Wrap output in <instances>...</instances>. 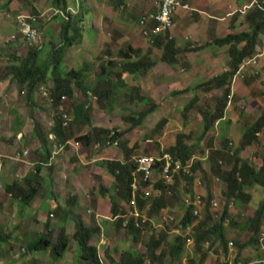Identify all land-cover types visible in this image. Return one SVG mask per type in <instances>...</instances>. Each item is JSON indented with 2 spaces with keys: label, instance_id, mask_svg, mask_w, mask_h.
Listing matches in <instances>:
<instances>
[{
  "label": "rangeland",
  "instance_id": "rangeland-1",
  "mask_svg": "<svg viewBox=\"0 0 264 264\" xmlns=\"http://www.w3.org/2000/svg\"><path fill=\"white\" fill-rule=\"evenodd\" d=\"M11 1L13 2L11 3L12 6L10 5ZM217 1H222L221 8L209 5L204 8L208 14L223 16L226 19L223 18V20L218 21L208 18L212 22L207 25V23L198 22V10L203 7V0H181V4L186 3L187 6L186 8H179L174 16L172 35L177 40V47L175 48L178 51L175 57L176 65L166 66L162 60L163 48L157 49L146 43L139 27V20L148 13L146 11L152 6L153 0H67V6L76 11L72 15L78 14L82 17L79 29H75L77 26L76 17L75 22L71 24L69 30L67 29V34H63L67 21L55 16L54 10L48 7V0H0L1 7L4 8L0 9V154L3 155L0 159L6 164L1 168L0 181L22 180L21 178L33 168L30 160L34 164L41 161L42 155L37 152L41 148V141L33 133L35 126H42L43 124L46 126L53 119L58 120V114L61 112H65L71 120L74 117L76 106L85 103L84 120L90 122L72 123L68 129V138H74L76 141V135L82 133L84 129L91 136L95 135L99 129L114 131L120 134V138L118 146L110 149L117 151H110L108 156L117 160L125 157L122 149V144L125 141H130L131 147L137 145L135 156L150 152L158 156L163 152L169 153V150L175 145L176 136L182 133L185 136L183 142L190 146V154L197 157L195 160H198L200 170L205 175L204 179L200 171L196 174L195 178L199 182L198 185L209 183L210 188L215 185L224 192L222 178L216 179L211 173L209 165L211 163L207 159L202 161L198 158L202 157L203 151H209L211 155L219 152V146L223 141H227V150L239 146L242 142L243 133L249 130L261 116H264V27L258 31L255 27V24L260 21L258 11L264 12L262 10V8L264 9V0ZM255 1L258 2L257 5L255 4L245 13L241 12L244 6ZM106 4L110 5L111 8L114 7L112 9H116V12L107 11L106 13ZM96 5L99 8H96ZM68 7L67 10L71 11ZM85 9H88V12ZM20 12L32 14L40 22L42 53L36 58L33 54L31 57L29 56L33 49L22 43L18 35H16V43L6 42V39L15 31L13 17ZM111 16L117 17L119 23L114 24L112 29L109 26L108 29L104 30L106 35L101 36L98 32L101 30L98 21L103 19L108 22ZM188 20L191 21L192 27H196V31L192 28L195 32V39L204 42L203 39L205 38V41H209L208 44L204 42L202 45H196L197 42H194V45L189 46L192 41L183 36L184 28L189 25L187 24ZM221 22L223 23L217 27ZM202 27H205V32ZM215 27L218 29L214 30ZM113 28H115L114 31ZM76 31L80 32L81 38L75 41L72 46L66 47L61 52L62 54H57L56 49L65 44L66 38L75 36ZM254 32L257 33L255 37L253 36L255 47L251 54L245 58V61L249 62L256 59V63L243 64L244 68L240 65L236 73V81L233 82V77L230 85L228 84L221 89L206 91L208 80L219 77L230 70L232 59L230 51L233 46H235L234 49L240 50L248 45V38L241 42H238L236 38L234 42L223 45L219 43L220 40H225L230 36L238 37L242 33L251 37ZM121 36L125 38L120 39ZM188 41L191 42L188 43ZM132 46L142 49L143 54L152 51L149 53L150 58L157 60L158 63L150 69L148 68L147 71L142 70L138 75L126 76L124 78L125 84H122L119 74L122 70L121 63L123 64L124 61L119 57L118 52L119 50L126 51ZM26 59L33 61V64L34 60H37L38 65L46 68L39 70L34 65L38 72H46V74L44 81L38 82L32 89L28 81L22 82L21 77L24 74L19 73ZM58 62H61L59 67L56 66ZM11 65H15L14 69H11ZM56 67L58 68L56 69ZM240 69L243 71L238 74ZM12 72L18 76L16 77ZM76 72L81 74L76 76ZM58 78H64L73 89L72 96L63 98L60 105L53 97L56 89L55 81ZM81 79H84V86L90 90L87 95L80 87V83L83 81ZM107 79H110L109 83H107ZM117 82L119 87L115 89L113 84ZM98 87L100 89L110 88L115 92L99 101L94 93ZM226 90H229L230 99ZM195 97L198 98L196 103L190 109L185 110V107ZM142 98H146L147 101H142ZM225 101L227 104L223 109V119L227 125L234 124L230 128L231 130L226 135L225 128L221 127L218 121L214 122V127L212 126L204 137H200L204 126L202 121L204 114L206 112L215 113L216 109ZM43 130L42 134H45L47 129ZM20 131L21 134H18ZM100 138L102 137L100 136ZM255 138L256 140L252 144L243 148L242 154L248 158L250 166L258 169L264 158V128L256 134ZM89 144L92 145L79 146L75 144L73 147L70 145L65 147L60 155L62 158L60 167L62 177L51 171L53 168L44 167L46 168L44 171L50 180L39 178L38 198L32 199L34 207L43 197H46L44 201L47 199L48 201L44 203L45 208L58 209L57 196L63 193L64 200L66 194L70 195L72 191L73 182L66 181L65 178V175H75L72 171V164H76L77 173L81 175L80 178L84 182L85 187H80L79 191L87 192L89 190L90 193H94L98 189V186L92 188L91 181H89L93 179L91 178L93 174L90 172L92 165L86 162H84L85 165L82 164L79 158L87 157L90 160L92 157L101 154L104 148L102 144L99 148L98 142ZM25 150L29 151V155L21 160L28 162V165L22 161L10 159L19 153H23V151L25 152ZM227 150L223 149V151ZM82 154H87V156H82ZM218 154L227 155V153L221 152ZM220 157L222 156L220 155ZM56 178H61L62 189L60 192L57 191V195L56 190L51 192V187L55 188L54 180ZM95 179L98 184L101 182L99 177ZM114 182L115 178L110 177L107 178L106 184H112L111 187H114ZM247 186L245 183L244 188ZM187 189V182L179 178L173 195H165L170 202L169 208L161 211L148 223L141 240L143 248L139 252L143 251L145 243L152 234L166 230L171 231L175 223L179 224L184 214L182 202ZM256 193L260 196H257ZM152 194L154 195L153 192ZM261 195L262 190L258 185H254V190L251 192L252 206L238 205L236 208L238 221L235 220L236 224L229 225L224 229L228 238L238 239L240 242L247 241L250 232L242 229L240 225L247 223L249 217L254 214V210L258 208L257 200ZM68 198L71 199V196ZM260 200H258V204ZM34 207L30 205L26 210L20 207L21 223L23 224L13 231V234L18 235L23 231L28 232V235H24L26 241L35 239V236H38L42 231H40L41 227L40 222L37 221V216H33ZM1 211L4 213V210ZM48 214H46V221L52 229L53 241L57 240L63 223L69 235H72L76 229L74 216L66 222L64 220L67 218H65L66 214L64 213L63 216L56 212L55 214L52 213V216ZM106 214L108 215L110 212H103L102 217ZM169 217L174 219L171 224H167L170 221ZM60 218H62V222L59 221ZM4 222L5 217H0V225ZM93 222L95 223L94 219ZM262 224H264V220H262ZM175 226L177 227V225ZM104 229L108 238L106 242L110 241L111 244L122 243L127 238L126 233L117 231L108 225H104ZM173 235L174 233L169 235L170 240L174 237ZM14 239V242L10 241L3 244L2 249L4 250L11 245L13 247L7 253L9 257L13 256L15 246H19V251L21 250L23 240L18 242ZM214 244L207 247V244L203 243L204 251L208 252L203 264H223L225 260L229 262L236 259L239 261L264 259V250L262 247L260 248V245L251 250L248 247L240 251L234 248L225 255L219 242ZM127 245L128 243L123 244L122 249L126 250L124 247ZM169 245L170 241L166 243L164 249L168 250ZM48 250L50 251L48 252ZM200 255L201 253L194 247H187L184 256H181L177 261L171 260L166 255L163 262L166 264H192L199 259ZM5 257L6 255L1 258ZM41 259L43 264H66L60 260L58 263L51 247L43 250ZM7 261H9L8 257L6 258ZM254 264H264V262L256 261Z\"/></svg>",
  "mask_w": 264,
  "mask_h": 264
},
{
  "label": "clouds",
  "instance_id": "clouds-1",
  "mask_svg": "<svg viewBox=\"0 0 264 264\" xmlns=\"http://www.w3.org/2000/svg\"><path fill=\"white\" fill-rule=\"evenodd\" d=\"M163 1L164 0H153L154 2L153 11L148 12L147 14L142 16L141 19L139 20V27L141 29V33L143 37L146 40L145 42L150 44L151 46H153L159 38H164L163 40L165 42H167L168 40H174V37L172 36L173 28H174V16L176 15V12L179 8H184V7L186 8L187 6L186 3L181 4V0H176L178 4L175 5L172 14L171 26L165 29H160L161 23L152 19L151 15H157L160 13V4ZM252 3L244 6L241 12L243 13L247 12V10H249L255 4L257 5L258 2L255 1L254 5H252ZM246 7L247 9H245ZM0 9H4V8L0 6ZM51 9L54 10V13H56L55 16L60 17L61 19H64L66 21L69 20V15L67 14V12L71 15L73 13L72 10L71 11L67 10V12H64L61 9L53 8L52 6ZM262 10L264 9L262 8ZM72 16H76V15H72ZM144 19H145V24H142V21ZM13 21L15 24L14 26L15 31L6 39V42L16 43V35H18L21 42L26 44L28 48L33 49L32 51L35 50L39 51V54L37 55L39 56L42 53L41 52L42 37H41V29H40L41 26H40V22L38 21V18L32 14H24L20 12L16 14L15 17H13ZM69 38H71V36H69ZM61 47H63V45ZM59 48H57L56 50H58ZM245 60L246 59H244V61L241 63L242 68H244V65L246 64L256 63V59L250 60L249 62H246ZM242 71L243 70L240 69L238 74H241ZM236 73L233 76L234 77L233 82L236 81L237 78ZM66 97L67 96H63L61 100ZM230 97L231 95L228 96L229 99ZM61 100L59 101V105L61 104ZM81 104L85 105V103H81ZM225 104H227L226 101ZM58 115H59L58 120L53 119L52 121L47 123L46 126L45 124L39 126L40 127L38 130L39 132L42 131L43 133L44 131L43 129L45 128L47 129V132L44 135L48 137L47 149L45 150V148L43 147V143L40 142L41 148L37 150V152L42 155L41 161L34 164V162L30 160V163L31 165H33V168L29 173H27V175L21 178L22 180L16 179L12 182L0 181V217H5V222L0 225V263L1 264H43V261L41 259L43 250L47 248L49 249V247H51V250L55 255L56 259L58 260V263L60 260L66 262V264L69 263L70 264H124L128 258L130 259L132 258L134 259V261L140 259L141 262L138 260L140 264H166L163 262L166 255H168L171 260L177 261L179 258H181V256H184L185 248L194 247L195 249H197V251L201 253V255L199 259L193 262L192 264H197L200 261H202L203 264L208 254V252L204 251L203 243H206L207 244L206 246L209 247L215 245L214 243L216 242L211 244L210 243L211 240L207 239L205 241H202V243H200L198 247L195 242L196 225L198 224V222H202V226H204L203 221H205L207 214H209V220L207 221L204 228H207L208 226H211L214 223H221L224 229L229 225L236 224V221H238V217H236L237 214L236 208L238 207V205L245 204L248 207H250L249 205L252 206L253 200H251L252 198L251 192L254 190V185H258V187L262 190V195L261 197H259V199L261 200L259 204H258L259 199L257 200L258 208H256L254 210V214L249 217L248 219L249 221L245 224L240 225L242 229L248 230L250 232V237L247 239V241L240 242L238 239L228 238L226 235L228 240L227 250H223L222 246L221 248L224 251L223 253L225 255L234 248L240 251L241 249L248 247V249L251 250V249H255L260 245V248L262 247V249L264 250V224H262V220H264V209L262 210L261 214L257 215L259 211H261V208L264 207V185L254 175V173L258 172V170L263 166V161H262V165L258 169L253 168L252 166H250L248 162V158L243 156L242 154L243 147L241 148L240 145L231 150H227L228 149V145H227V147L224 149L227 151H223L222 143L225 141L221 142L218 151L225 154L227 153V155H222V154L217 155V153L219 152L214 153L216 155L214 154L211 155L209 154V151L206 152L203 151L201 155L202 157L198 158V159H202V161H205L204 159H207L209 163H211L209 164L211 168V173L216 177V179H218V177L222 178L224 192L219 190V187H216L215 185L210 188L209 183L201 186L198 185L199 182H197L195 178L196 174L200 171L204 179H205V175L204 172L200 170L201 169L200 164L199 162H197L198 160H195V158L197 159L195 155H191L188 161L184 162L183 164L181 163L180 160L174 159V157H172L170 153H165V152L160 153L158 156H155V154L151 152L146 154H140L137 156L133 155V157L131 158V162H133L135 169L134 171H132L133 182L131 184L132 192H131L130 201H128V199H123L119 196V191H121V189L115 186V182L113 183L114 187H111L112 184L106 186L99 177V175L93 173H92L93 175H91V178L93 179L89 181H91L92 188L98 186V189H96L94 193H90L89 190L87 192L85 191L74 192V190L79 189L82 186L83 187L85 186L83 185L84 184L83 180L80 178L81 175L77 173V168L73 169L72 167V171L74 172L75 175L78 176L65 175V178L66 181H72L73 183L80 185L79 188H76L75 185L73 184V186L71 187L72 191L70 195L65 193L66 199L64 200H63L64 198L63 193L57 196L58 198L56 200L58 201V209L57 208L46 209L44 203L48 201V199L44 201L46 197H43V199H41L42 207L40 208V210H43L44 212L42 213V215H36L33 213L34 217L35 215L37 216L38 220L37 219L36 220L40 222V227H41L40 231L42 230L41 233H39L38 236H35V239L27 240V241L24 235L25 236L28 235V232L23 231L19 235L13 234V231L19 225L23 224L21 223L22 218L19 210L20 207H23L24 210H26V206L28 208L30 202H32V199L38 196L39 193L38 185L40 184L39 178L42 177L45 179H50L46 175L44 171L46 168L44 167L53 168L52 164H50L52 158L55 155L56 157L60 156L62 151L65 149L67 145H70V147L75 146V144L79 146L81 145L89 146L92 145L89 143L98 142V147L100 148L102 144L104 151L100 154V156H102L99 159L100 161L98 160L96 162H92L90 163V165H95L97 167L105 169L108 175L113 178L115 177L111 175L108 167L102 165V163L115 162V161L122 163L126 162V154L123 146L126 141L122 144V149L124 151L125 157L123 156V158L121 157L117 160H113L108 156L110 155V151H117L110 148L118 146V140L120 137L118 139L114 138V136L118 133L111 130L99 129L96 132V134L92 136L90 134H87V132L77 134L76 135L77 138L75 141L74 138H68L69 135L68 129L72 123L81 124L84 121H86L84 120L85 111L83 112V117H81V119L83 120L81 121L75 120V112H74V117L71 120L70 117L65 112H61ZM218 121L220 122L221 127L223 126L225 128V125L227 124V122H225V119H223L222 117L221 119L216 120L215 122ZM86 122L89 123L90 121H86ZM262 128H264V124L262 125ZM224 131L226 134L230 130L228 131L224 130ZM34 132L35 130L33 131V133ZM258 132L255 133L254 135L255 137ZM18 134H21V131ZM100 136L102 138H100ZM82 137H87V138L81 140L80 138ZM135 146L131 147L129 141L130 148H134ZM43 149L46 152L45 151L42 152ZM47 154L48 156L46 158ZM28 155H29V151L25 150V152L23 151V153H19L18 155H16V157H11L10 159H12L13 161H22L25 165H28L29 164L28 162H26L25 160H21L23 159V157L24 158L28 157ZM204 155L205 158H203ZM220 155L222 157H220ZM1 156L3 157L2 154ZM149 157L152 158L154 162L151 164L149 170L145 172V170L140 169L139 160L147 159ZM93 158H91L88 161H91ZM0 160L2 161V167H3L4 161L2 159ZM51 171L54 170L52 169ZM232 171H234L235 174L234 177L236 178L235 180L236 184L234 183L235 186L237 187V184L241 183V186H239L240 188L239 191L238 190H235L234 192L230 191L229 186H231V184L227 182V176ZM248 171L252 172V174L251 173L246 174ZM240 172H243V177L242 175H240ZM96 177L100 178L101 182L99 184L98 181L95 179ZM179 178L184 179L185 182H187V186H188V189L185 191L186 195L183 198V202H182L183 204L182 206L184 208V214L181 217L179 224L175 223L174 228H172L171 231L164 229L166 230L165 232L160 231L157 234H152L145 243L143 251L139 252L143 248L141 240L142 237L144 236L145 228L148 226V223L151 222L152 219L156 215H158L161 211L167 210L169 208L168 205V207L162 209L157 214L151 211L152 204L162 194V190L157 187V184H163L166 188L165 190L166 194L172 196ZM243 178H245V180H243ZM245 183H247L248 185L246 188H244ZM100 184H104L105 187L109 189V191L106 193L107 194L106 196H102L100 194L99 191ZM60 190H62L61 186H60ZM152 192L154 193V195L152 194ZM91 194L92 197L94 194H98L99 196L106 198L110 202V209L107 211L110 212V214L108 215L106 214L104 217H102V214H100L97 216L98 220H96L95 214L91 211V208L89 207L88 203L85 202L84 200H81L82 196H86L90 198ZM256 194L257 196H260L258 193ZM56 195H57V190H56ZM69 196H71V199L68 198ZM111 196L112 197L115 196L117 203L119 205L117 213H114L112 211ZM253 197L255 198V196ZM139 199L145 202L142 208L139 207L140 206L138 204ZM77 205H79V208L83 210V214L80 213V209L76 207ZM75 208L76 211H74ZM189 208L191 209V213L195 218L191 223L187 224L186 227H183L181 225V220L185 215V210ZM1 210H4V213ZM212 210H214V212H212ZM49 211L50 213L48 214ZM55 212L62 214V216L63 213L66 214L65 218H67V220H64L66 222L70 220L72 216H74V219H76L74 222L76 229L73 231L72 235H69V233L66 230V227L64 226V223L61 224L62 228H60L59 230L57 240L53 241L52 229L50 227V224L46 221L47 218L46 214L52 216V213L55 214ZM76 215H80V216L76 217ZM254 216H257L259 218L258 231L247 228V225L249 224L250 220L255 219ZM214 217L217 218L215 219ZM169 218L170 221L167 224L173 223L174 219L171 217ZM61 219L62 218L59 219L60 222H62ZM93 219L95 220V223L93 222ZM78 222L82 223L87 228H91L92 230L87 240V247H88L87 250H82L77 241L76 234L79 230ZM104 225H108L111 228L113 227L117 231H122L126 233L127 234L126 240L123 241L122 243L117 242V244L115 245L114 243L111 244L110 241L106 242L108 238L106 237ZM175 225H177V227ZM131 227L133 228V230H137V233L132 232L131 231L132 229L130 230ZM238 230L242 232V230L240 229ZM173 233H174L173 235L174 237L170 240L169 235ZM30 234L34 236V234H32L31 232ZM62 235H65L68 241L65 249L61 248V244H59ZM161 237L163 239H161ZM177 237H180L183 241V253L178 258L174 259L171 256L170 250H171V245L174 242V239ZM13 239L17 240L18 242L23 240V242L21 243L22 244L21 250L19 251V246H15L13 256L9 257L7 253L10 252L11 249H13V247H11L12 245L10 246L11 248L9 247L6 250L2 248L4 243L6 242L8 243L10 241L14 242ZM153 240H159L160 245L154 250V253L152 254L151 251H149L148 247L152 244ZM168 241H170L169 249L165 250L164 248H166L165 245ZM30 243L36 245L35 249L33 250L28 249V244ZM125 243H128V245L124 247L126 248V250L122 249V246ZM49 251L50 250H48V252ZM5 255H6L5 258H1L2 256ZM7 257L9 258V261L6 262ZM256 261L264 262V259L258 258L257 260L254 259L248 261H239L238 259H236L234 261H229V262L225 260L223 264H254Z\"/></svg>",
  "mask_w": 264,
  "mask_h": 264
},
{
  "label": "trees",
  "instance_id": "trees-1",
  "mask_svg": "<svg viewBox=\"0 0 264 264\" xmlns=\"http://www.w3.org/2000/svg\"><path fill=\"white\" fill-rule=\"evenodd\" d=\"M50 1H51V6L53 8L61 9L64 12H67V7H68L67 6L68 5L67 0H50ZM85 11L88 12V9H85ZM67 14L69 15V20L67 22H65L63 34H67V29L69 30V28L71 27V24H73L75 22L76 17H77L76 18L77 26H75V29H77V28L79 29V25L82 22V17L80 15L77 14L76 16H72L68 12H67ZM258 16L260 18V21L255 24L256 31H258L260 28L264 27V12L258 11ZM76 32L77 33L75 36L65 39L66 42L63 45V47L56 50L57 54H62L61 52L64 49H66V47L72 46L75 43V41H78L81 38L80 32H78V31H76ZM256 34L257 33L254 32V34L251 37L250 36L248 37V35L242 33L238 37L230 36V37H227L225 40H222V41L220 40L219 43L223 45L225 43L234 42V40H236V38L238 39V42L244 41L246 38H248V45H247V47L246 46L242 47L240 50L234 49L235 46H233V48L230 51V54L232 56L230 70L225 72L224 74H222L219 77H215V78L208 80V82H207L208 86L206 87V91H211L213 89H221V88H223V87H225L231 83L232 77L238 71L241 63L254 50L255 43H254L253 39L256 36ZM163 39L164 38H159L153 46L157 49L163 48L162 60L168 65H174V63L176 62L175 55L178 52L174 48V40H168L167 42H165ZM149 53H152V52H147L146 54H143L142 49H140V48L135 49L133 47H129L126 51L119 50L118 55L124 61L123 64L121 63L122 70H121V74H119V77L121 78L122 84H125L124 78L126 76L131 75V74L138 75L142 70L147 71L152 66H154L156 64V61H154L150 58ZM32 54L36 58L37 55L39 54V51H37V50L32 51L31 54H29V56L31 57ZM134 58H136V59L134 60ZM60 64H61V62H58L56 64V66L58 65V67H59ZM14 67H15V65H11V69H14ZM58 67H56V69ZM35 68L39 69V70L46 69V68H42L40 65H38L37 60H34V64H33V61L26 59L21 66V69H20L21 71H19V73H22V75L24 74L21 77L22 82L28 81L31 89L38 82L44 81L45 74H46V72H38ZM12 73H14V75L16 77L18 76V74H16L15 72H12ZM80 74L81 73H79V72L75 73L76 76L80 75ZM29 79H31V80L29 81ZM122 79H123V81H122ZM81 80H83V81H82V83H80V87L84 90V92L87 95L88 91H90V90H88L86 88V86H84V79H81ZM109 81H110V79L108 80L107 83H109ZM55 87H56V89H55V93H53L54 94L53 97H54V100L56 102H59L63 96H72V94H73V89L66 82V80L64 78L56 79ZM118 87H119L118 82L113 84V88L117 89ZM226 91H227V96H228L229 90H226ZM114 92H115V90L113 91L110 88L100 89L98 87L94 90V93L98 97L99 101L103 100L105 97H109L110 94H113ZM197 99L198 98L195 97L193 99V101L188 106L185 107V110L190 109L191 106H193L196 103ZM142 101L145 102V101H147V99L142 98ZM224 106H225V103H222V105L216 109L215 113L206 112L204 114V117H202V121L204 123V126H203V130L201 132L200 137H204L205 134L208 132V130L210 128H212L214 122L223 117ZM85 107L86 106L81 104V103L78 106H76V108H75V120L76 121L83 120V119H81V117H83V112L85 111ZM263 124H264V116H261V118L259 120H257L254 124H252V126L249 128V130H247L246 132L243 133L242 142L240 144L241 148L242 147L244 148L245 146L252 144L256 140L254 135L256 132H258L262 128ZM39 128H40L39 126L35 127L34 134L37 135V138L43 143V147L46 150L48 137L46 135L42 134V131L39 132L38 131ZM104 132H106V131H104ZM119 137H120V134H116L114 136L115 139H118ZM86 138L87 137H82L80 139L83 140ZM183 139H185L184 134H182V133L178 134L176 136L174 147L169 150V153L172 155V157H174V159H176V160H180L182 164L184 162L188 161V159L191 156L190 146H187L186 144H184ZM123 146H124V151L126 154V162L125 163L117 162V161H115V162H103L102 165L108 167L111 175H113L116 178L115 186L117 188L121 189V191H119V196L123 199H128V201H130L131 192H132V185L131 184L133 182L132 171H134V169H135L133 162H131V158L134 155V152H135L137 145L134 148H130L129 147V141H126ZM226 147H227V143L225 141L222 143V148L225 149ZM45 150L43 149L42 152H44ZM47 156H48V154L46 155V158H47ZM249 173L252 174V172H250V171H248L246 174H249ZM234 175H235L234 171H232L227 176V182L231 184V186H229V188H230V191H232V192H234L235 190L239 191L240 190L239 186H241V183H238L237 187L235 186L236 178L234 177ZM240 175H242V177H243V172H240ZM254 175L264 185V158H263V166L258 170V172L254 173ZM243 180H245V178H243ZM157 187L162 190V194L152 204V210L151 211L153 213H156V214L159 213L162 209L168 207V205L170 204V202L167 200V198L165 196L166 195L165 186L163 184H157ZM99 191H100V194L102 196H106L107 195L106 193L109 191V189L106 188L104 184H100ZM111 201H112V211L114 213H117L119 205L117 203L115 196H113V197L111 196ZM138 204L140 205L139 207L142 208L144 206L145 202L139 199ZM263 209H264V207L261 208V211H259V213L257 215L261 214ZM254 217H255V219L250 220L249 224L247 225V228L258 231V229H259L258 219L259 218L257 216H254ZM194 218L195 217L191 213V209L190 208L186 209L185 215H184L183 219L181 220V225L183 227H186V225L191 223L194 220ZM208 220H209V214L206 215L205 221H203L204 226H202V222H198V224L196 225L195 242H196L197 246L199 247V245H200V243H202V241L210 239L211 244L219 241L223 250H227L228 240L226 237V233L224 232L223 226L221 225V223H214L211 226L204 228ZM120 223H119V225H120ZM78 226H79V230L76 234L78 244L82 250H87L88 249L87 240H88V237H89L90 232L92 230H91V228L85 227L80 222H78ZM245 228H246V226H245ZM130 230L134 233H137V230H133L132 227L130 228ZM161 239H163V238L161 237ZM67 243H68V241H67L66 236L62 235L60 243H59V244H61V248L65 249L67 246ZM159 245H160L159 240H153L152 244L148 247V249L153 254L154 250ZM35 247H36L35 244H31V243L28 244L29 250H33V249H35ZM57 248H59V247H57ZM170 251H171V256L174 259L178 258L183 253V241L180 237H177L174 239V242L171 245ZM138 260L141 262L140 259H138ZM138 260L134 261V259L128 258L124 264H140L138 262ZM197 264H202V261L198 262Z\"/></svg>",
  "mask_w": 264,
  "mask_h": 264
},
{
  "label": "crops",
  "instance_id": "crops-1",
  "mask_svg": "<svg viewBox=\"0 0 264 264\" xmlns=\"http://www.w3.org/2000/svg\"><path fill=\"white\" fill-rule=\"evenodd\" d=\"M15 1V0H14ZM125 1H127V0H125ZM48 2H49V5H48V7L49 8H51V6H50V0H48ZM203 2H204V5H203V7H200V10H198V22H201V24H203V23H207V25L210 23V22H212V21H209L208 20V18H213V19H216V20H223V18L224 19H226L225 17H223V16H215V15H212V14H208V12H207V10L204 8V7H207L208 5L209 6H214L215 8H221V6H222V1H217V0H203ZM11 3H13L12 1L10 2V5H11ZM109 4V3H108ZM108 4H106V6H105V10H106V13H107V11H113V12H116V9H112V8H114V7H112L111 8V6L110 5H108ZM221 4V5H220ZM187 5V4H186ZM0 6H2L1 4H0ZM12 6V5H11ZM218 6V7H217ZM153 7H154V2H153V4H152V6L146 11V12H150V11H153ZM68 8H70L71 10H72V8L71 7H68ZM96 8H99L98 7V5H96ZM73 11V13L74 12H76L75 10H72ZM146 12H144V13H146ZM203 14V15H202ZM195 15V14H194ZM117 17H114V16H111L110 18H109V21L108 22H105V20H103V19H101V20H99L98 21V24H100L99 25V28H101V32L98 30V32L100 33V35L101 36H104V35H106V31H104L105 29H108V27L109 26H111V29H112V27H113V25L115 24H118L119 23V20H117ZM105 22V23H104ZM190 22L191 21H187V24H189L186 28H184V30H183V36L185 37V39H187L188 40V38H190V40L193 42H191V41H188V43L189 42H191L190 43V45L189 46H191V45H194V42H197V44L196 45H202L204 42H206L207 44H208V42L209 41H205V38L203 39L204 40V42H199L198 40H196L195 39V32H194V30L196 31V27L195 26H191V24H190ZM223 22H221L217 27H219L221 24H222ZM121 24V23H120ZM217 27H215L214 28V30L215 29H218ZM194 30H193V29ZM203 28V30H204V32H205V27H202ZM115 30V28H113V31ZM94 32H96V30H94ZM173 34V33H172ZM173 36V35H172ZM107 37V36H106ZM122 38H125L124 36H121L120 37V39H122ZM176 42H177V40H175L174 39V48H176L177 47V45H176ZM133 47V46H132ZM133 48H135L136 49V47H133ZM148 52H152V51H148ZM178 53V52H177ZM176 53V54H177ZM175 57H176V55H175ZM154 61H156V64L158 63V61L157 60H154ZM165 63V62H164ZM155 64V65H156ZM166 64V63H165ZM175 65H176V62L174 63ZM154 65V66H155ZM166 66H170V65H168V64H166ZM234 124L233 123H231V124H226L225 125V130L226 131H228V130H231L230 128L233 126ZM85 132H87V130L86 129H84V131L82 132V133H85ZM88 154V153H87ZM87 154H85V155H83L82 154V156H87ZM0 157H2L1 156V154H0ZM100 157H102V156H100V154L99 155H97L95 158H93L91 161H88V159H87V157H84L83 159H81V158H79L80 159V161H81V163L82 164H84V162H86V163H92V162H96V161H98L99 159H100ZM61 157L60 156H58V157H56V155L52 158V160H51V163L50 164H52V167H53V170L55 171V174H57V175H60V177H62L63 175H61L62 174V170L60 169V167H61ZM52 161H53V163H54V165H53V163H52ZM100 161V160H99ZM4 165H6L5 163H4ZM85 165V164H84ZM72 167H73V169H76V164H72L71 165ZM2 167V161L0 160V168ZM90 172L91 173H95V174H97V175H99V177L101 178V180L103 181V183L107 186V178H110V176L108 175V173H107V171L105 170V169H103V168H100V167H97V166H95V165H92L91 166V170H90ZM56 175V176H57ZM75 176H78V175H75ZM50 180V179H49ZM74 185H75V187L76 188H79V186L80 185H77L76 183H73ZM60 186H61V178H56L55 180H54V187L55 188H53V187H51V192H54L55 190H57V191H60ZM74 192H79V189H76V190H74ZM36 198H38V196L37 197H35L34 199H36ZM33 199V200H34ZM32 200V201H33ZM81 200H84L85 202H87L88 203V205H89V207L91 208V211L95 214V218H96V220H98V218H97V216L98 215H100V214H102L103 212H107L109 209H110V202L106 199V198H103V197H101V196H99L98 194H94L93 195V197H92V194L90 195V198L89 197H86V196H82L81 197ZM34 203H32V202H30V205L32 206V207H34V205H33ZM30 205H29V207H30ZM42 207V201L40 200L38 203H37V205L34 207V210L32 211L34 214H36V215H42V213L44 212L43 210H40V208ZM76 207H78V209H80L79 208V205H77ZM26 208H27V206H26ZM74 211H76V208H75V210ZM80 213H82L83 214V210L82 209H80Z\"/></svg>",
  "mask_w": 264,
  "mask_h": 264
},
{
  "label": "built area",
  "instance_id": "built-area-1",
  "mask_svg": "<svg viewBox=\"0 0 264 264\" xmlns=\"http://www.w3.org/2000/svg\"><path fill=\"white\" fill-rule=\"evenodd\" d=\"M254 3H252V5H254ZM176 4H178L176 0H164L160 4V13L157 15H151L152 19L161 23L160 29H165L171 26L172 14ZM245 9H247V7ZM142 24H145V19L142 21ZM153 162L154 160L150 157L147 159H140V169L145 170V172L148 171Z\"/></svg>",
  "mask_w": 264,
  "mask_h": 264
}]
</instances>
